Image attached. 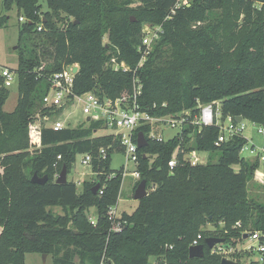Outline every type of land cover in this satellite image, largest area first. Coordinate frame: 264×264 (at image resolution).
I'll list each match as a JSON object with an SVG mask.
<instances>
[{"label": "trees", "instance_id": "16d2710c", "mask_svg": "<svg viewBox=\"0 0 264 264\" xmlns=\"http://www.w3.org/2000/svg\"><path fill=\"white\" fill-rule=\"evenodd\" d=\"M176 3L3 0L5 11L14 5L25 21L18 28V99L11 112L3 109L9 90L0 79V264H24V255L32 252L50 254L53 264H220L223 256L206 246L204 257L189 258L198 233L201 243L215 236L227 246L244 233L264 230V162L259 201L248 188L258 159L240 157L247 142L241 135L215 145L217 126L199 130L188 123L181 133L159 141L149 137V123L137 126L133 138L141 131L148 143L138 148L135 168L148 192L131 213L120 214L122 228L114 231L108 210L117 202L122 172L111 170L110 154L121 151L119 138L113 132L96 134L107 127L103 120L32 134L35 115L45 112L49 76L73 64L78 94L91 91L112 99L131 94L135 76L141 84L139 107L152 116L189 111L193 118L200 105L213 102L223 116L240 115L264 126V0ZM8 18L0 15V27ZM144 22L160 31L138 65ZM112 58L129 70H115ZM101 148L107 150L104 159L98 157ZM177 148L180 160L170 169L167 162ZM192 149L218 159L184 163L181 150ZM84 153L92 155L96 179L84 182L79 192L72 180L56 183L61 167L68 174ZM35 172L46 174V183L32 182ZM96 182L102 194H93ZM90 208H95V224Z\"/></svg>", "mask_w": 264, "mask_h": 264}, {"label": "built area", "instance_id": "2783aa9c", "mask_svg": "<svg viewBox=\"0 0 264 264\" xmlns=\"http://www.w3.org/2000/svg\"><path fill=\"white\" fill-rule=\"evenodd\" d=\"M181 0H177L176 6H179ZM19 21H25L23 16L18 17ZM41 26H38L40 29ZM160 26L151 28L147 30L142 37V45L140 50L142 52L141 59L138 65L145 60L146 55L151 49V45L155 39L159 37ZM115 70L122 69L123 71L129 70V67L121 61L116 62L114 58L111 59ZM77 64L67 65L62 70L53 73L49 76V87L42 98V106L45 112L37 113L35 115V120L33 124L32 134L37 135L43 128H51L55 131L62 130L64 128L71 127L70 124L65 121V114H67L68 109L71 106L79 107L81 112L85 116L89 117L93 115L90 120H103L107 127L111 128L113 134L119 138L121 145V152L125 157V163L131 162L136 166L138 160V146H137V136L133 138L134 130L137 126L142 123H149L151 129L149 132V137L152 139H157L159 141H164L159 133H155L153 130L154 125L161 127H178V131L173 135L175 136L186 127L188 123L195 125L200 130L205 126L215 125L218 127L219 133L215 140V145H220L222 142L227 141L233 136L243 135L245 125L243 123V118L240 122L235 120V117L223 116L219 103H206L199 106L198 111L193 115V118H189V111H183L177 115H164V116H152L147 111L140 109L137 102V98L141 93V84L139 80L133 76L132 79V93L128 94L123 92L120 96L115 98L98 97L95 93L91 91L76 93L74 91V76L76 72L73 71V67ZM78 66V65H77ZM0 79L2 80V85L8 89L15 81L18 83L17 72L7 66L0 65ZM64 118V119H62ZM228 119L229 124L225 126L224 120ZM88 123V121H87ZM256 124V123H254ZM257 131L264 135V126L256 124ZM172 136V137H173ZM171 138V137H170ZM247 148L245 145L242 149ZM254 145L250 152H253ZM179 152L177 148L171 158L168 160L167 164L170 169L175 167L180 159L177 158L176 154ZM264 152V148L262 150ZM182 158L184 163H189L191 165L205 164L206 159L200 158V151L192 149L189 151L181 150ZM80 163L83 165H90L92 160V155L90 153L79 154ZM107 156V150L104 148L99 149L98 157L105 158ZM60 156H58L59 158ZM259 161L264 162V154L256 156ZM74 165V164H73ZM125 168V166L123 165ZM126 170V168H125ZM59 173V172H58ZM55 174V179L58 176ZM127 171L122 172V176H125ZM132 177L139 179L140 174L136 169H133L130 173ZM99 194H102V190L99 188ZM120 215L117 214L116 204L111 206L108 210V219L111 223V230L117 231L122 228L121 221L117 218ZM89 220L92 224H95V217L89 216ZM203 238L201 233H198L196 237L191 241L189 246L200 244V240ZM249 239L256 242V246L250 245L247 248H243L244 252H249L247 258L244 261H239V264H264V230H251L248 232ZM212 253L221 254L223 257L228 258L224 253L229 254L233 252V245L224 247L221 243L215 244L211 249ZM230 259V258H228ZM234 261V260H233ZM238 264V262H236Z\"/></svg>", "mask_w": 264, "mask_h": 264}, {"label": "rangeland", "instance_id": "374dc122", "mask_svg": "<svg viewBox=\"0 0 264 264\" xmlns=\"http://www.w3.org/2000/svg\"><path fill=\"white\" fill-rule=\"evenodd\" d=\"M3 0H0V15L8 16V20L6 25L0 27V65L7 66L11 69H15L17 66V44H18V28L22 24V21L18 20L19 16H23V13H18L17 9L14 5L9 10H4L2 5ZM184 0H181V4ZM46 4L42 1V10H45ZM132 18H134L132 16ZM135 19V18H134ZM154 28L148 22H144L142 24V33H145L147 30ZM103 42L107 43L108 39L105 35L103 38ZM155 42L152 43V45ZM151 45V47H152ZM139 64V63H138ZM9 95L3 106V109L7 112L13 111L18 99V87L17 81H15L11 86L8 87ZM220 105L218 104V107ZM91 119L93 115H90ZM64 118L66 119L71 127L75 128L79 125L87 126V116L83 114L79 107L71 106L68 109L67 114H65ZM62 118V119H64ZM243 123L245 125V129L243 131V135L247 139L245 146L247 148H243L240 151V157H244L246 159L255 160L256 156H260L264 154L262 151L264 148V135L257 131V125L248 119H243ZM225 126L229 124V120H224ZM103 126V125H102ZM153 130L155 133H159V135L163 139H167L172 137L177 131L178 127H161L158 125L153 126ZM112 129L109 127L99 128L96 131V134L101 135L104 133L111 132ZM36 136V135H34ZM252 145H254L253 152H250L252 149ZM199 156L201 159L206 161H216L218 159V154L210 155L208 152H200ZM258 159V158H257ZM110 168L112 171L121 170V172L127 171L125 176L122 177V182L120 186V191L118 195V199L116 202V210L117 214H121L122 212L131 213L137 206L138 200L133 198L134 188L137 185L139 179L132 177L130 174L134 168V165L129 162L125 163V157L121 151H114L110 154ZM125 166V168L123 167ZM234 170H238V165L233 166ZM97 172L93 171L90 165H83L80 163V155L76 157V161L71 168L70 172L67 174V180H72L76 184L77 192H79L82 188L84 182H92L96 179ZM263 183V161L258 160V166L254 170V177L252 182L248 184L249 195L253 197L255 200H263V191L261 184ZM147 189V188H146ZM148 192V189H147ZM54 213L62 214L63 211L60 207H53L51 209ZM89 216L95 217V208L89 209ZM207 229L212 230V225H207ZM224 247H228L229 245L222 244ZM232 245V244H231ZM253 245L256 246V242L249 238H242L241 240H237L236 244L233 245V252L226 254L225 256L234 261H244L247 258L249 252H244L243 248H247L248 246ZM24 264H53L52 256L46 255L43 257L41 253H26L24 255Z\"/></svg>", "mask_w": 264, "mask_h": 264}, {"label": "water", "instance_id": "95a60500", "mask_svg": "<svg viewBox=\"0 0 264 264\" xmlns=\"http://www.w3.org/2000/svg\"><path fill=\"white\" fill-rule=\"evenodd\" d=\"M132 20H134V18H132ZM77 69H78V66L75 65L73 67V71L76 72ZM86 120L89 121L90 118L87 117ZM235 120L237 122H240L242 120V116H240V115L235 116ZM136 141H137L138 148H143L148 143L143 132H141V131H139L137 133ZM47 180H48V176L46 174L43 176H39L36 172L33 173L32 177H31V181L35 182L37 184H44V183H46ZM55 182L59 183V184L67 182V168L65 165H63L61 167V170L59 171L58 176L55 179ZM99 188H100V183L96 182L92 186L93 194H96L98 192ZM146 195H147L146 180L141 179L138 182L136 188L134 189L133 198L135 200H140L141 198L145 197ZM247 237H248V233H244L242 236V238H247ZM223 241H224L223 238L215 237V236H208L204 239V243L189 246L188 256H189V258H202L205 255V246L207 248L211 249L215 244L222 243ZM45 256H46V254H43V257H45ZM220 264H237V263H236V261L222 257Z\"/></svg>", "mask_w": 264, "mask_h": 264}]
</instances>
